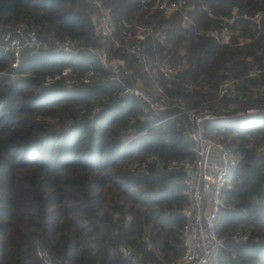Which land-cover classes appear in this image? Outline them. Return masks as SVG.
Listing matches in <instances>:
<instances>
[{
  "label": "trees",
  "instance_id": "trees-1",
  "mask_svg": "<svg viewBox=\"0 0 264 264\" xmlns=\"http://www.w3.org/2000/svg\"><path fill=\"white\" fill-rule=\"evenodd\" d=\"M98 1L110 11L117 37L124 24L151 28L146 54L181 68L176 81L158 82L190 107L213 102L226 79L235 81L238 94L264 89V0H191L185 25L182 11L167 15L154 3ZM256 13L263 15L259 25L250 19ZM98 14L86 0H0V25L27 22L42 36L109 48L150 87L134 58L95 35ZM10 63L11 56L0 54V72ZM67 68L98 77L90 86L42 87L45 77ZM21 71L33 76H0V264H43L39 249L56 264H169L179 258L187 205L183 173L163 172L156 162L142 174L131 166L151 156H192L187 119L156 124L143 116L137 99H121V87L98 57L40 53L26 57ZM207 135L244 156L224 194L234 210L220 216L217 234L225 250L218 264H264V119L209 126ZM237 233L249 235L247 241L236 242ZM123 245L132 259L121 255Z\"/></svg>",
  "mask_w": 264,
  "mask_h": 264
},
{
  "label": "built area",
  "instance_id": "built-area-1",
  "mask_svg": "<svg viewBox=\"0 0 264 264\" xmlns=\"http://www.w3.org/2000/svg\"><path fill=\"white\" fill-rule=\"evenodd\" d=\"M86 1L93 3L99 11L93 22L95 35L102 44L112 42L114 49H123L134 58L150 80V87L138 79L133 82V72L127 67L126 61L114 57L109 48L78 45L69 38L42 36L37 27L27 22L0 25V54L11 56L9 68L0 72V76L11 79L32 77L31 73L22 72L21 67L26 57H34L40 53L51 52L75 58L98 57L109 80L121 87V99H137L143 116L149 117L156 124L174 117L186 118L191 127L190 133L195 139L190 150L192 156L170 161H161L151 156L144 162H135L131 170L142 174L147 171L149 165L156 162L163 172L183 173L187 195V205L183 210L185 224L181 230L183 252L169 264H218L220 255L225 250V240L217 234L220 216L224 210H234L233 206L225 203L224 194L230 186L232 172L241 164L244 156L235 147L208 136L207 128L247 118L264 119V89L257 90L251 95L238 94L235 91V81L226 79L213 102L190 107L183 97L169 95L158 82L159 79L168 84L176 81L181 68L169 62L152 61L149 58L146 54V42L152 32L151 28L124 24L122 35L117 37L110 11L98 0ZM190 2L191 0H141V5L149 7L154 3V9L161 10L167 15L182 11L185 25L189 21ZM239 11L240 9L236 7L234 14L237 15ZM262 17V13H256L250 19L259 25ZM212 35L217 37L215 33ZM222 37L225 42L229 41L227 30L223 31ZM160 39L164 41V35ZM239 42L240 45H244L245 40L241 39ZM259 73L260 71H254L253 75ZM97 77L98 73L95 71L79 75L67 68L58 74L45 77L42 80V87L51 89L62 86L73 89L90 86ZM100 110V107H96L94 112L98 113ZM248 236L237 233L233 238L236 242H243L247 241ZM119 251L123 257L132 259L133 253L129 247L123 245ZM36 255L43 264L60 263L55 262L46 249H39Z\"/></svg>",
  "mask_w": 264,
  "mask_h": 264
},
{
  "label": "water",
  "instance_id": "water-1",
  "mask_svg": "<svg viewBox=\"0 0 264 264\" xmlns=\"http://www.w3.org/2000/svg\"><path fill=\"white\" fill-rule=\"evenodd\" d=\"M185 135L187 137L188 142L194 144L195 139L193 134L190 133V130H188Z\"/></svg>",
  "mask_w": 264,
  "mask_h": 264
},
{
  "label": "rangeland",
  "instance_id": "rangeland-1",
  "mask_svg": "<svg viewBox=\"0 0 264 264\" xmlns=\"http://www.w3.org/2000/svg\"><path fill=\"white\" fill-rule=\"evenodd\" d=\"M136 79H138L140 82L142 81L141 78H139L138 76L132 77V81L134 82ZM144 83V82H143Z\"/></svg>",
  "mask_w": 264,
  "mask_h": 264
}]
</instances>
